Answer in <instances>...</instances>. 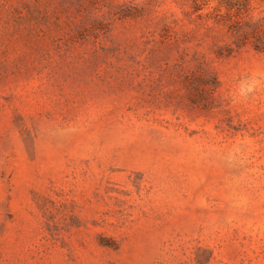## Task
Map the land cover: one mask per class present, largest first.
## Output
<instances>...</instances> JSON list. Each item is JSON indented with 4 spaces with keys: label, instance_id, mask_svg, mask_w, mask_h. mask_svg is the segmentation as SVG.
<instances>
[{
    "label": "rangeland",
    "instance_id": "374dc122",
    "mask_svg": "<svg viewBox=\"0 0 264 264\" xmlns=\"http://www.w3.org/2000/svg\"><path fill=\"white\" fill-rule=\"evenodd\" d=\"M196 1L0 0V264H264V0Z\"/></svg>",
    "mask_w": 264,
    "mask_h": 264
},
{
    "label": "clouds",
    "instance_id": "9594fccd",
    "mask_svg": "<svg viewBox=\"0 0 264 264\" xmlns=\"http://www.w3.org/2000/svg\"><path fill=\"white\" fill-rule=\"evenodd\" d=\"M264 86V74L252 73L243 77L239 82L234 92L236 99H247L249 96L257 92Z\"/></svg>",
    "mask_w": 264,
    "mask_h": 264
},
{
    "label": "trees",
    "instance_id": "16d2710c",
    "mask_svg": "<svg viewBox=\"0 0 264 264\" xmlns=\"http://www.w3.org/2000/svg\"><path fill=\"white\" fill-rule=\"evenodd\" d=\"M240 1V0H239ZM232 4H237V3H234L231 1ZM240 4H243L242 2L239 3ZM194 7L196 9H199V6H198V2L196 0H194ZM210 80H211V83H212V86L213 88H216L218 86V79L217 77L215 76V74H210Z\"/></svg>",
    "mask_w": 264,
    "mask_h": 264
}]
</instances>
